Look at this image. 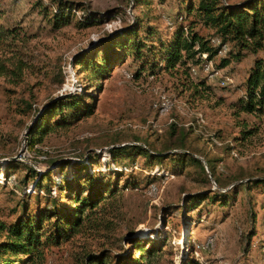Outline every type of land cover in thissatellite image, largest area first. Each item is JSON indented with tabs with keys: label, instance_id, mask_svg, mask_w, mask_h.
I'll return each instance as SVG.
<instances>
[{
	"label": "rangeland",
	"instance_id": "1",
	"mask_svg": "<svg viewBox=\"0 0 264 264\" xmlns=\"http://www.w3.org/2000/svg\"><path fill=\"white\" fill-rule=\"evenodd\" d=\"M67 1L74 16L57 28L45 11L57 0H0V23L9 29L0 43V222L12 223L22 214V198L31 211L49 204L34 195L30 166L50 169L58 182L88 170L112 173L118 192L69 240L12 258L19 264H87L89 253L137 256L134 241L148 246L165 234L167 244L147 264H183L188 256L198 264H264V184L250 183L264 177V113L237 112L234 105L245 95L249 70L264 50L236 59L229 54L232 43L223 44L212 60L192 67L191 75L160 69L137 75L140 62L129 55L98 79L76 64L80 54L139 20L140 37L159 44L174 31L171 25L180 14L185 16L178 25L196 17L185 13L184 0ZM83 11L95 12L98 21L83 25ZM194 27L207 38L214 35L201 21ZM213 43L220 45L221 39ZM226 56L231 63L220 68ZM201 79L210 89L202 86L197 93ZM75 91L94 97H85L95 106L93 114L53 128L32 145L30 127L38 110ZM181 137L182 146H173ZM130 143L159 151L171 146L168 152L194 155L202 164L167 158L146 165L137 156L131 168L119 167L109 150ZM65 161L70 165L62 171ZM116 169L123 171L113 173ZM132 179L138 187L126 188ZM67 192L71 196L63 204L73 207L74 190ZM199 193L210 196L193 208L188 199ZM215 193H226L227 204L214 201ZM5 239L0 232V241Z\"/></svg>",
	"mask_w": 264,
	"mask_h": 264
},
{
	"label": "trees",
	"instance_id": "2",
	"mask_svg": "<svg viewBox=\"0 0 264 264\" xmlns=\"http://www.w3.org/2000/svg\"><path fill=\"white\" fill-rule=\"evenodd\" d=\"M183 3H185V13L194 15L196 19L190 24L179 23L178 25L185 16L180 14L178 20L173 21L171 25L176 27L174 31L167 39H161L159 44L146 43L144 38L140 37L141 22L139 20L118 33L116 37L104 41L105 43L97 46L96 50L80 54L76 64L90 72L91 76L100 79L109 74L112 67L119 65L127 56L132 55L134 60L140 62L137 75L146 70L155 74L157 69L191 75L192 67L201 65L205 60H212L220 53L223 44L232 43L233 52L229 51V54L236 59H240L245 53L256 56L259 51L264 50V0H246L241 3H230L224 0H184ZM73 10L75 11V7L67 0H57L51 7L45 8L47 14L50 12V18L57 28L72 20ZM82 13L80 22L83 25L90 26L98 21L95 12L83 11ZM197 21L213 28L214 35L207 38L195 30ZM8 32L9 29H5L0 23V43L6 39ZM147 33L148 37H153L155 34L150 27ZM215 37L221 39L220 45H214ZM118 46H121L122 51H118ZM231 57L222 58L219 67L228 66L231 63ZM202 86L210 89L206 81L201 79L199 83H196L197 93H200ZM86 96L94 100V97L88 96L86 92L75 91L51 102L44 109H39L30 127L31 144L41 141L53 128L71 126L93 114L95 106L85 101ZM234 105L237 112L264 113V57H255L245 81V95H242ZM183 139L181 137L179 140L181 142L173 146L181 147ZM168 147L159 151L152 149L146 143H130L112 147L109 153L119 167L125 169L131 168V163L137 156H143L146 165H154L167 158L181 164L188 160L202 164L198 157L185 152H168ZM53 162L54 160H50L51 164ZM8 164L7 167L10 168L14 163ZM69 165V161L62 162L60 169L63 171ZM82 169L88 170V167L84 166ZM119 171L123 170L116 169L113 173L121 174ZM9 172L6 174L9 175ZM28 172V175L33 178L34 195L45 198L49 204L31 211L26 202L27 198H22L20 199L22 214L12 223L0 222V232L6 233V239L0 241V255H5L1 256L3 261L1 264H19L17 263L19 261L12 258L11 254L32 256L33 252L42 246L59 245L69 240L85 220H93L92 215H96L99 208L106 207L109 198L118 192L115 182L112 181V173L88 170L82 177L73 175L72 178H63L62 176L58 182L52 179L50 169L40 171L30 166ZM25 180H28L27 176ZM51 182L54 183L55 191ZM250 183L264 184V177L253 179ZM138 184L139 181L132 179L131 182L126 181L124 186L135 188ZM70 189L74 190V195L71 197L73 207L63 204L65 198L71 196L68 195L71 193L67 192ZM209 196V193H199L188 199V202L196 208ZM212 198L214 201L220 200L223 204H227L229 200L226 193H215ZM50 222L52 224L45 225ZM157 237H154L152 239L154 241L148 246L142 241H134L140 249L137 256L134 253L109 255L103 251L100 254L89 253L86 257L87 264H147L146 262L167 244L165 234L160 239ZM187 259L183 264H198L193 257L188 256Z\"/></svg>",
	"mask_w": 264,
	"mask_h": 264
},
{
	"label": "built area",
	"instance_id": "3",
	"mask_svg": "<svg viewBox=\"0 0 264 264\" xmlns=\"http://www.w3.org/2000/svg\"><path fill=\"white\" fill-rule=\"evenodd\" d=\"M207 244V243H206Z\"/></svg>",
	"mask_w": 264,
	"mask_h": 264
}]
</instances>
